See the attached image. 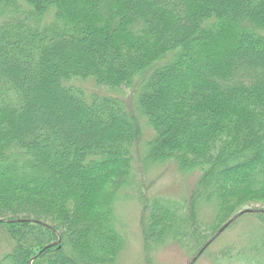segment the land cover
Segmentation results:
<instances>
[{"label": "trees", "instance_id": "trees-1", "mask_svg": "<svg viewBox=\"0 0 264 264\" xmlns=\"http://www.w3.org/2000/svg\"><path fill=\"white\" fill-rule=\"evenodd\" d=\"M134 159L195 174L141 191L147 260L264 207V0H0V264H115Z\"/></svg>", "mask_w": 264, "mask_h": 264}, {"label": "rangeland", "instance_id": "rangeland-1", "mask_svg": "<svg viewBox=\"0 0 264 264\" xmlns=\"http://www.w3.org/2000/svg\"><path fill=\"white\" fill-rule=\"evenodd\" d=\"M85 86L92 87V83L88 81ZM124 94L126 103H128L130 101L129 91L125 90ZM142 130V140H146L150 136V129L145 126ZM142 144L143 142L137 149L138 151L142 150ZM141 171L140 164L134 159L132 184L122 188L114 201V225L123 237V246L115 264H188L194 257L193 249L184 248L175 242L152 248L148 254L149 260H147L140 227L142 215L140 196L141 191H145L148 197L162 195L173 200L188 197L195 183V174L182 175L170 163L152 166L145 172ZM143 183L144 187H141ZM136 184H139L138 187ZM253 208L264 207L261 203H247L239 209L252 210ZM203 212L207 215L209 209ZM263 240L264 231L260 224L252 217H243L236 224L224 230L215 240H211L192 264H256L252 258L253 255L249 253L256 251L259 247L261 251ZM7 249L5 239L0 235V255ZM225 250L233 254H242L243 257L236 255L230 259L220 258L221 251Z\"/></svg>", "mask_w": 264, "mask_h": 264}, {"label": "water", "instance_id": "water-1", "mask_svg": "<svg viewBox=\"0 0 264 264\" xmlns=\"http://www.w3.org/2000/svg\"><path fill=\"white\" fill-rule=\"evenodd\" d=\"M252 210H250V209H244V210H241V211H239L235 216H233L229 221H227L222 227H220L219 229H218V231L215 233V235L207 242V243H205V245L202 247V249L201 250H203V248L211 241V240H213L227 225H228V223L229 222H231L233 219H235L237 216H239V215H241V214H243V213H245V212H251ZM13 222H17V221H19V220H12ZM52 244H55V242L54 243H52ZM201 250L197 253V255L189 262V264H192L194 261H195V259L198 257V255L201 253Z\"/></svg>", "mask_w": 264, "mask_h": 264}]
</instances>
